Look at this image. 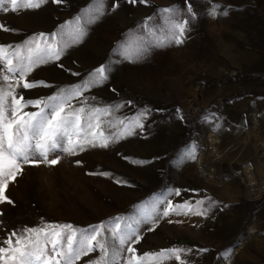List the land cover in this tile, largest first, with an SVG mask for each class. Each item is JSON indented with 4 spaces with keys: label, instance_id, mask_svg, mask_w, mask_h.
<instances>
[{
    "label": "rangeland",
    "instance_id": "374dc122",
    "mask_svg": "<svg viewBox=\"0 0 264 264\" xmlns=\"http://www.w3.org/2000/svg\"><path fill=\"white\" fill-rule=\"evenodd\" d=\"M93 4L47 0L36 9L13 11L5 0L0 45H23L39 33L49 38L57 33L59 41L61 26L70 31L67 22ZM113 4L104 0L105 14L82 43L73 44L68 36L58 61L40 64L26 76L36 87H16L15 93L24 101L47 100L89 81L104 66L107 80L69 98L65 113L85 110L74 141L86 134L97 144L101 133L119 138L106 148L86 146L74 154L57 148L48 154V160L59 161L55 165L22 164L5 191L12 203H0V241L25 228L71 224L90 230L103 223L107 243L118 248L111 228L121 217L141 221L133 225L135 253H122L125 264L129 257L137 264H264V0ZM166 8L175 10L174 23L188 22L182 44L166 41ZM157 40L166 46H157ZM140 42L151 47L137 59L132 53ZM107 108V115L92 112ZM145 110L143 127H136ZM193 145L194 160L186 158ZM200 200L206 215L159 214L168 202L196 206ZM171 249L182 250L178 258L145 255ZM48 254L54 255L50 245ZM98 256L89 253L76 264H91Z\"/></svg>",
    "mask_w": 264,
    "mask_h": 264
},
{
    "label": "snow or ice",
    "instance_id": "6c2138e0",
    "mask_svg": "<svg viewBox=\"0 0 264 264\" xmlns=\"http://www.w3.org/2000/svg\"><path fill=\"white\" fill-rule=\"evenodd\" d=\"M11 4L13 11L20 9H36L46 3L47 0H7ZM59 4L62 0H52ZM135 3L136 0H129ZM146 3L147 0H140ZM5 0H0V10L8 11L4 7ZM104 0H94L93 7L89 9L82 17L78 16L73 21L67 22L70 31L65 32L61 26V39L57 40V33L48 34L39 33L30 37L23 45H0V67L3 73L0 74V203L12 201L5 195L10 181H15L16 176L22 172V164L40 163L47 161L50 165H55L57 159L48 160L50 151L62 148L63 151L74 154L78 149L84 151L86 146L103 147L109 146L110 139L115 142L119 137H104L101 133V142L97 144L95 139H88L86 134L84 138L72 139V134L79 136L80 116L84 108L65 113V104L73 96H80L83 90L90 86H95L107 80L105 68L101 66L94 70L89 81L71 89L62 90L55 96L47 100H28L24 101L23 96L17 98L16 87L24 89L33 88L37 85L25 81L26 76L38 65L47 64L52 61H58L64 52L61 42L68 36L71 37V43H82L87 35L88 28L98 22L105 14L103 8ZM119 6V0H114L113 8ZM191 11V6H189ZM174 9L166 8L163 10L168 14L169 31L165 33L167 43L182 44L185 39V33L188 31V22L180 21L174 23ZM215 15V11L212 13ZM227 15V11L222 13ZM0 27H3L0 25ZM7 30V29H5ZM157 46H166L164 41L157 40ZM151 45L140 42L132 55L137 59L147 54ZM8 49L9 51H5ZM13 57L16 63H13ZM78 75V73L76 74ZM18 77V79H14ZM21 81H25L21 83ZM28 105L40 106L39 111L24 112L23 109ZM45 109L48 111L46 112ZM110 114L111 109L104 110L93 109V113ZM147 113H140L135 121L136 127H143L140 118ZM91 119V118H90ZM98 119V117H97ZM123 123V121H120ZM91 129L93 125L88 124ZM96 127H99L97 124ZM219 127V125H217ZM130 134V133H129ZM95 136V133H92ZM67 142V147L63 148V142ZM188 159H196L195 145L188 151ZM79 163V161H78ZM142 163V162H141ZM110 175L109 173H101ZM121 183V181H117ZM176 194H179L178 191ZM204 201L196 202V206L185 202L183 205L173 206L168 202L162 212V216L192 214L206 215V210L200 208ZM158 210L153 208V215ZM149 215L147 219H153ZM121 221L124 227L121 228ZM141 221L132 219L129 222L127 218L116 217L113 219L111 235L114 242L119 245L118 248L109 245L103 235L105 225L102 223L97 226H91V229H76L71 224H52L45 225L43 228H25L21 232H12L4 241H0V264H76L82 256L89 253L98 252L99 256L92 260L91 264H125L122 253H135V249L130 245L138 236L137 228L133 225H139ZM154 222V221H153ZM15 238V243L13 242ZM50 251L54 255L50 256ZM127 245V247H125ZM182 250L171 249L162 250L157 254H145L155 256H171L178 258ZM207 251V250H203ZM143 259V257L139 258ZM126 264H137L133 257H129Z\"/></svg>",
    "mask_w": 264,
    "mask_h": 264
},
{
    "label": "bare ground",
    "instance_id": "6f19581e",
    "mask_svg": "<svg viewBox=\"0 0 264 264\" xmlns=\"http://www.w3.org/2000/svg\"><path fill=\"white\" fill-rule=\"evenodd\" d=\"M207 160V156L205 155L203 160H201V163H204Z\"/></svg>",
    "mask_w": 264,
    "mask_h": 264
}]
</instances>
